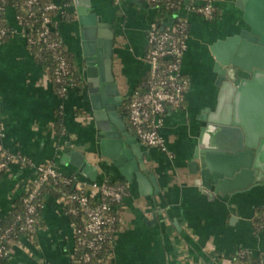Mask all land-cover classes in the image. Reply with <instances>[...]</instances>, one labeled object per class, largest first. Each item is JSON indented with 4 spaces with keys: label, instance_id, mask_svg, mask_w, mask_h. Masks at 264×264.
I'll use <instances>...</instances> for the list:
<instances>
[{
    "label": "crops",
    "instance_id": "0c3cea01",
    "mask_svg": "<svg viewBox=\"0 0 264 264\" xmlns=\"http://www.w3.org/2000/svg\"><path fill=\"white\" fill-rule=\"evenodd\" d=\"M90 1V9L114 30L113 73L120 94L128 99L148 75L144 56L149 26L154 22L169 25L173 18L171 14L161 17L157 6L143 0ZM187 4L179 10L190 23L181 64L188 81L185 103L166 114L160 130L174 156L137 139L146 170L155 180L152 188L146 187L147 193L142 192L135 173L129 181L101 154L94 121L82 119L92 113L87 86L70 89L64 98L58 96L49 74L29 50L14 9H7L14 32L0 42V150L22 155L31 164L7 163L0 177V220L11 213L38 176V164L54 161L62 175L89 179L62 160L66 152L78 150L89 163L98 165L97 180L127 184L108 264H236L234 256L239 250L264 261V232L256 231L252 222L256 209L264 206V187L237 196L209 197L199 189V175L189 168L204 124L199 117L218 100L211 45L246 27L243 11L236 0H219V8L224 5L227 11L208 19L188 11ZM229 5L236 9L231 11ZM71 10L76 12L73 0L67 7ZM54 18L66 49L76 56L86 80L77 13L72 21L60 14ZM58 106L64 114L62 134L55 127ZM126 122L129 124L127 116ZM35 236V241L22 237L16 242L3 264H70L74 226L61 199L45 196Z\"/></svg>",
    "mask_w": 264,
    "mask_h": 264
},
{
    "label": "water",
    "instance_id": "95a60500",
    "mask_svg": "<svg viewBox=\"0 0 264 264\" xmlns=\"http://www.w3.org/2000/svg\"><path fill=\"white\" fill-rule=\"evenodd\" d=\"M73 1L99 150L129 181L135 173L147 193L146 187L152 188L155 180L146 170L140 142L122 109L125 97L113 73L114 30L90 9V0ZM236 5L246 27L211 45L218 100L199 117L204 124L189 162L191 173L199 175L200 191L209 197L237 196L264 187V0H236ZM62 160L87 178H97L98 165L89 163L80 151L70 150Z\"/></svg>",
    "mask_w": 264,
    "mask_h": 264
},
{
    "label": "built area",
    "instance_id": "2783aa9c",
    "mask_svg": "<svg viewBox=\"0 0 264 264\" xmlns=\"http://www.w3.org/2000/svg\"><path fill=\"white\" fill-rule=\"evenodd\" d=\"M119 1V0H117ZM149 4H157L162 0H143ZM217 0H174L167 2L170 7L180 5L183 7L188 3L187 10L197 13L205 18L214 19L215 3ZM8 0H0V13L7 11L8 8H13L12 5H7ZM201 4L196 10L191 8L192 3ZM39 0H25L24 7L29 12V17H33V6L38 4ZM68 0H52L44 6L45 12L42 16V28L38 32V37L34 38L28 34L27 30L33 29V24H27L20 15L15 13V19L22 33L26 37L28 43H36L37 41L45 42L46 47L53 52V56L57 60L55 68L56 80L63 83L64 76L69 72V64L63 51L65 45L58 40L50 39L51 31L54 26L55 18L51 17L48 12L55 11L61 14L67 10ZM15 11V9H14ZM173 18V23L161 27V23H152L147 31V47L144 60L148 65V75L142 82L140 88L134 90L130 95L128 106V122L136 136V138L148 147L162 149L169 157L174 155L168 150L165 140L161 135V128L164 125V119L171 110L179 109L183 105L187 91V80L182 74V55L187 49V38L189 35V19L184 12L170 11ZM7 28L0 24V38L6 34ZM77 87L74 84H63L60 89L61 97L66 95L72 88ZM87 117H89L87 115ZM5 166L11 161H19L24 165L31 164L25 157H20L14 154H8ZM38 176L32 182H44L49 178L57 179L62 176L56 162L41 163L36 166ZM66 179L67 183L72 181V178ZM74 192L65 195L61 200L64 207L69 203H74L67 210V214L78 215L83 212L86 224L83 228H75L76 233L82 234L78 240L79 247H85L87 250L82 254L84 264H91L92 255L97 253L102 248V243L106 237L105 227L112 222L115 217L118 218V208L127 193V184L124 182H113L110 180L99 181L97 179H82L77 174L74 175ZM28 196L25 197L26 212L22 231H33L35 218L34 214L37 205L32 203L35 189L26 188ZM116 216H112L111 212ZM73 223V222H72ZM10 231V229L8 230ZM27 237V236H26ZM20 238H9L7 242L10 246H0V255H10L12 246L18 242ZM28 238V237H27ZM76 247L73 246L72 254ZM111 253V252H110ZM109 254L103 259L104 264H108ZM245 252L239 250L236 255L244 257ZM264 264V261L252 263Z\"/></svg>",
    "mask_w": 264,
    "mask_h": 264
},
{
    "label": "trees",
    "instance_id": "16d2710c",
    "mask_svg": "<svg viewBox=\"0 0 264 264\" xmlns=\"http://www.w3.org/2000/svg\"><path fill=\"white\" fill-rule=\"evenodd\" d=\"M52 0H39L38 4H35L33 6L34 15L33 17H29L28 10L24 7L25 0H8L7 5H12L15 9V13L17 15H20L23 20L27 24H33V29H28V34H31L34 38L38 37V32L42 28V16L45 12L44 6L51 2ZM72 0H68V3H70ZM174 0H162L160 3L157 4H151L153 6L158 7V11L161 14V17H164L167 15L170 11H172L174 14L178 12L182 6L179 7L174 6L170 7L167 2H171ZM219 0L215 3V13L214 18H218L221 15L220 8L218 6ZM201 4L199 3H192L190 6L193 9H197ZM51 17H55L58 13L55 11L48 12ZM60 16L64 17L65 19L72 21L76 18V12L74 10L67 11L64 10ZM0 24L7 28L6 34L3 35L0 38V42L8 40L14 32L13 26L10 25L9 21L6 17V12L2 11L0 13ZM55 24V20H54ZM167 25L161 24V27H164ZM50 39L52 40H58L62 47H64V43L62 41V38L60 37L55 25L53 26V29L51 31ZM28 48L32 52L34 59L36 62L49 74L51 81L53 83V87L55 92L58 96L61 97L60 89L63 86V84H74L77 87H83L87 86L86 80L84 79L82 73H81V65L78 62L76 56L74 53L70 52L69 50L65 49L63 51L64 56H66L68 61V68L69 72L67 75L64 76L63 83H60L56 80L55 76V68L57 66V60L53 56V52L46 47L45 42L37 41L36 43H28ZM184 77V76H183ZM146 79V78H145ZM142 85L139 84L137 88H140ZM62 96L63 98L67 96ZM130 98L126 100V107L127 109L124 111V114L128 116V106H129ZM185 103V100L183 101V105ZM182 105V106H183ZM56 115V131L58 134H62L65 129V125L63 122L64 114L61 107H57L55 110ZM128 119V118H127ZM9 153H7L4 150H0V177L2 176L3 172L5 171L6 165L3 166V163H6L7 156ZM20 157H23L22 155H18ZM74 175H69V178H72V181L70 183L66 182V179L68 176L62 175L58 177L57 179L49 178L48 180L41 182H31L28 187L30 190L35 189L34 197L32 198L31 202L35 203L37 205L36 212L34 214L35 223L33 227V231L31 232H25L21 230V227L24 225V218L18 219V216L21 215L22 217L25 215L26 212V203L24 201L25 197L28 196V193L24 192V194L21 195V197L15 202L14 209L11 211L10 214L6 218H3L0 220V246L5 245L6 247L10 246L7 240L9 238H20V237H28L30 240L35 241V235H36V229L40 222V214L41 209L44 204L45 196L53 195L56 198L62 199L65 197V195H68L72 192H74ZM74 205V203H69L65 206V210L69 209L70 206ZM75 226V228H83L86 224L85 216L82 213L78 215H72L68 214ZM111 215L116 216L115 213L112 211ZM253 225L256 229V231H262L264 232V206H261L256 209L255 215L253 217ZM118 226V218L115 217V219L110 222L109 225L105 227L106 231V237L102 243V248L95 254L92 255L91 258V264H104L103 259L109 254L113 248V239H114V233ZM10 229V231H8ZM82 236L80 233L75 234V240L74 245L76 247L75 252L71 255V261L70 264H84V261L82 259V254L87 250L85 247H79L78 246V240ZM9 258V255H0V264H3L6 262ZM234 261L236 264H252L256 262H260L262 260L257 258H251L248 254H245L244 257H238L237 255L234 256Z\"/></svg>",
    "mask_w": 264,
    "mask_h": 264
},
{
    "label": "rangeland",
    "instance_id": "374dc122",
    "mask_svg": "<svg viewBox=\"0 0 264 264\" xmlns=\"http://www.w3.org/2000/svg\"><path fill=\"white\" fill-rule=\"evenodd\" d=\"M224 5H221V7H220V11L222 12H226L225 10H224V7H223ZM229 6H231V8H230V10L232 11L233 9H236L233 5H229ZM223 9V10H222ZM237 11V10H236ZM89 117H87V114H85V115H83L82 116V119H83V121H87V123H89L90 122V120H92V119H90L91 118V116L90 115H88Z\"/></svg>",
    "mask_w": 264,
    "mask_h": 264
},
{
    "label": "flooded vegetation",
    "instance_id": "af4514ba",
    "mask_svg": "<svg viewBox=\"0 0 264 264\" xmlns=\"http://www.w3.org/2000/svg\"><path fill=\"white\" fill-rule=\"evenodd\" d=\"M126 100H127V99H124V100H123V105H122V109H123L124 111L127 109V107H126Z\"/></svg>",
    "mask_w": 264,
    "mask_h": 264
}]
</instances>
